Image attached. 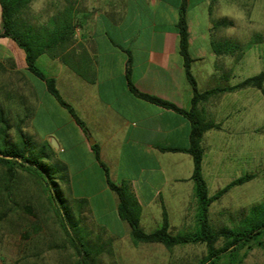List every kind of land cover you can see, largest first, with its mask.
Masks as SVG:
<instances>
[{
  "label": "crops",
  "instance_id": "0c3cea01",
  "mask_svg": "<svg viewBox=\"0 0 264 264\" xmlns=\"http://www.w3.org/2000/svg\"><path fill=\"white\" fill-rule=\"evenodd\" d=\"M182 2L190 73L196 85L193 67L213 79L216 70L227 65L226 56H216L211 50L209 11L216 0H32L27 4L23 16L42 34L61 32L60 24L71 20L67 40L52 43V52L39 54L35 66L54 82L59 99L73 116L47 92L44 81L26 70L22 50L8 38H0L1 107L17 115L33 142L48 145L52 158L65 169L66 200L111 241L116 238L109 227L130 237L129 228L117 215V198L107 180L128 188L138 204V224L145 233L159 228L162 211L169 233L176 226L191 225L190 217L195 219L191 157L160 150L188 146V121L134 96L127 87L128 78L140 94L181 110L190 108L191 91L183 75L175 29ZM223 72L226 83L230 73ZM196 89L202 93L216 88L198 90L196 85ZM251 89L219 93L196 106L203 120L217 125L200 139V172L207 196L237 178L250 177L213 202L251 182L253 172L258 171L252 151L258 144V128L251 119L246 122L252 113ZM238 173L242 176L236 177ZM225 178L230 182L210 195L207 179ZM241 201L247 210L253 208L246 195ZM189 211L194 212L189 215ZM150 227L154 230H144Z\"/></svg>",
  "mask_w": 264,
  "mask_h": 264
},
{
  "label": "trees",
  "instance_id": "16d2710c",
  "mask_svg": "<svg viewBox=\"0 0 264 264\" xmlns=\"http://www.w3.org/2000/svg\"><path fill=\"white\" fill-rule=\"evenodd\" d=\"M31 1L0 0V38H8L17 48L22 50L26 70L37 79L44 81L47 92L73 116L69 106L59 99L54 88V82L46 78L35 66V59L39 54L52 52V43L62 39L67 40L69 29L72 27L71 20L66 19L60 24L61 32H56V30L43 34L42 32H37L26 22L23 16L27 4ZM185 12L186 5L182 2L178 8L175 29L178 36V52L182 61L183 75L191 91L190 108L187 111L181 110L155 97L140 94L133 88L128 78L127 87L134 96L158 107L171 110L183 116L189 123L188 146L185 149L160 150L162 152H183L191 157L192 171L190 179L193 183V194L196 202V229L187 234L172 235L168 231L165 213L162 211L159 228L150 233H145L138 224V204L128 188L124 185L116 186L108 180L106 184L117 198V215L128 226L130 241L133 245L159 244L166 250L186 245H201L204 248L205 255L196 264H241L250 249L258 248L264 252V204L257 205L255 217L252 216L253 212L248 211L234 226L214 229L209 224L207 216L209 205L222 196L229 188L249 181L250 177L246 175L237 178L213 196H207L206 186L200 172L202 157L200 139L205 131L217 128V125L203 120L196 106L213 95L244 88L256 89L264 98V71L246 78L233 87L216 88L199 93L190 73L191 60L187 53ZM231 26V21L224 17L212 22L209 28L211 38L212 32L218 28ZM237 49L240 50V47L228 39L215 41L212 38L211 50L216 56L234 57L233 60L236 61L239 56L235 57L234 52ZM126 74L128 76V72ZM18 122L19 127H17L16 132L10 135L11 124L8 113H5L0 105V175H2L4 184L2 190L5 192V198H10L12 189H14L13 186L16 184L18 172L25 174L41 185L42 189L48 192V201L52 205L53 212L58 218L59 227L75 255V263L98 264L100 249L89 245L79 233L80 211L76 209L75 212V208L71 207L73 202L69 204L67 200L62 198L60 186L67 182L64 167L52 158L46 143L37 144L33 142L20 129L22 122L20 120ZM75 122L85 132L82 123L77 119H75ZM92 151L94 156L97 157L95 146L92 147ZM4 157H9L10 159H5ZM7 212H9V208H4L0 211V220L6 216ZM30 230L31 233H36L35 227L30 226ZM26 236H28L27 233Z\"/></svg>",
  "mask_w": 264,
  "mask_h": 264
},
{
  "label": "rangeland",
  "instance_id": "374dc122",
  "mask_svg": "<svg viewBox=\"0 0 264 264\" xmlns=\"http://www.w3.org/2000/svg\"><path fill=\"white\" fill-rule=\"evenodd\" d=\"M209 12V25L223 17L232 23L231 27L218 28L212 32V38L215 41L226 38L236 43L240 50L234 52L235 57L239 56L235 63L231 61L234 57H226L227 65L224 63L220 66L222 68L216 70L213 79L205 78L204 71H195L193 67L198 90L238 84L264 71V0H216L210 4ZM223 69L226 74L230 73L226 83L223 80ZM248 91L252 93V113L246 122L251 119L252 125L258 128V144L252 148L253 157L256 155L258 160V171L253 172L255 177L251 182L230 190L218 202L209 205L208 222L214 229L234 226L248 213L245 202H240L241 197L244 199L246 195L249 204L252 203L253 210L250 211L253 217L258 207L256 205L264 204V98L255 89ZM8 118L11 124L10 135H13L19 127L17 115L8 114ZM22 128L20 125L22 132H25ZM38 132L42 136L41 131ZM239 176L242 174L236 175ZM228 182L230 178L213 181L207 179L209 194ZM3 185L0 175V211L9 208V212L0 220V264H76L75 255L48 201V192L21 172L17 174L9 199L4 196ZM60 191L66 200L68 195L63 184ZM71 207L75 208L72 204ZM93 212L98 216L99 211ZM193 212L189 211L188 214L192 215ZM187 222L192 224L185 228L176 226L171 234L193 232L196 229L195 219L190 217ZM30 226L36 228V233H31ZM125 228L128 229L126 224ZM150 228L144 230H154V227ZM79 229L84 241L100 249L98 264H196L205 255L201 245H186L170 250L159 244L133 245L118 229L109 227L108 230L115 232L116 238L111 241L81 214ZM241 264H264V252L258 248L250 249Z\"/></svg>",
  "mask_w": 264,
  "mask_h": 264
},
{
  "label": "water",
  "instance_id": "95a60500",
  "mask_svg": "<svg viewBox=\"0 0 264 264\" xmlns=\"http://www.w3.org/2000/svg\"><path fill=\"white\" fill-rule=\"evenodd\" d=\"M5 159H10L9 157H4Z\"/></svg>",
  "mask_w": 264,
  "mask_h": 264
}]
</instances>
